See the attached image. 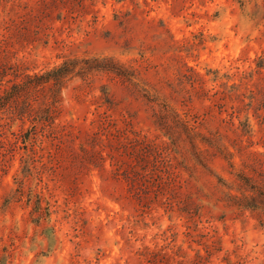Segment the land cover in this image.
<instances>
[{"label":"rangeland","instance_id":"1","mask_svg":"<svg viewBox=\"0 0 264 264\" xmlns=\"http://www.w3.org/2000/svg\"><path fill=\"white\" fill-rule=\"evenodd\" d=\"M261 62L264 0H0V264H264Z\"/></svg>","mask_w":264,"mask_h":264},{"label":"trees","instance_id":"2","mask_svg":"<svg viewBox=\"0 0 264 264\" xmlns=\"http://www.w3.org/2000/svg\"><path fill=\"white\" fill-rule=\"evenodd\" d=\"M68 62L64 63L63 65L45 73L42 75H35L32 76L30 78L34 79V84L36 85H43L45 83H49L51 81L55 82L56 84H60L63 82V80L65 79V77H67L72 71L71 69H67L66 67ZM259 68H263L264 67V62H261L260 64H258ZM234 86H238L236 84H234Z\"/></svg>","mask_w":264,"mask_h":264}]
</instances>
